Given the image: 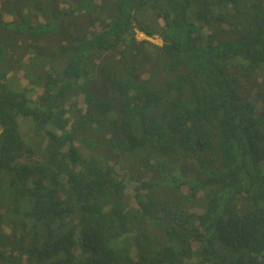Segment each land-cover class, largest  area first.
<instances>
[{
  "label": "trees",
  "instance_id": "obj_1",
  "mask_svg": "<svg viewBox=\"0 0 264 264\" xmlns=\"http://www.w3.org/2000/svg\"><path fill=\"white\" fill-rule=\"evenodd\" d=\"M0 3V264H264V0Z\"/></svg>",
  "mask_w": 264,
  "mask_h": 264
},
{
  "label": "rangeland",
  "instance_id": "obj_2",
  "mask_svg": "<svg viewBox=\"0 0 264 264\" xmlns=\"http://www.w3.org/2000/svg\"><path fill=\"white\" fill-rule=\"evenodd\" d=\"M59 5H60L61 8H66V6H67L66 2H64V1L60 2ZM1 7L2 6H1V3H0V15H1V17L3 19H5V20H8V21L11 20L14 17L13 14L4 13L2 11V8ZM25 10H26V8H25ZM72 25L69 24L68 22H65V24L62 25V30L59 33H60V35L63 38V42L68 39V36H67L68 33H66L65 31H70L71 32L72 31L71 30ZM68 27H69L70 30H68ZM12 36L15 39V36L16 35H12ZM135 36H136V38L138 40L148 39V40H151L152 42H154L156 44H161L162 43V40H161V38L159 36L155 35L153 37H148V36H146L145 34H143L142 32H140L137 29H135ZM0 40L3 42L0 45L4 48L5 55H7L6 58L10 57V59H12V67H11V64H10L9 71H8L9 75L13 74V71H17V70H21L22 69L23 71L21 70L19 73L16 72L17 73L16 76L24 77L23 75H25L26 68H27V66H26L27 57L30 56L31 54L30 53H27L26 55H23V47L22 46H24L25 44H27L29 42V40L28 39H24V38H18L17 39V42L20 45L19 48H18V50H17V53H13L12 50L8 52V48L5 47L6 41H5V39L1 35H0ZM32 43H34V44H37L38 43V45L41 46L42 48H48L50 46L48 42L44 43V40L43 39L33 40ZM49 49H50L49 51L52 54L55 52V46H52ZM43 58H46V57H43ZM16 60H18V62H16ZM47 63H46V65L48 67V64ZM42 68H44V67L41 64H37V70H41ZM22 82H25V81L22 79ZM257 84H258V87L263 86V84L261 82H258L257 81ZM38 93H41V89L40 88H38L36 94L34 95V99L36 98V96H37ZM81 99H82V97L79 96L77 98L76 97H72L71 100L74 102L75 100L81 101ZM26 120H29V119L24 118V117H19L18 118V126H19V131H20V134H21L22 138L27 141V140H29V137L26 134L27 133L28 134L31 133V126L29 125V122L26 121ZM101 125H103V127H106L107 128V124L103 122V119L101 121ZM106 133H107V135L110 134L109 131H107Z\"/></svg>",
  "mask_w": 264,
  "mask_h": 264
}]
</instances>
